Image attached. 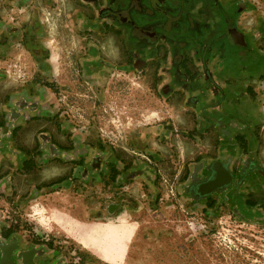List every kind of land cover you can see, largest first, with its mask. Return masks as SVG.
<instances>
[{
  "label": "flooded vegetation",
  "instance_id": "af4514ba",
  "mask_svg": "<svg viewBox=\"0 0 264 264\" xmlns=\"http://www.w3.org/2000/svg\"><path fill=\"white\" fill-rule=\"evenodd\" d=\"M69 1L62 20L51 21L61 33L49 35L45 14L58 10L57 0H0V84L11 85L0 91V264L67 261L52 243L3 217L5 204L15 211L46 190L99 185L120 189L122 203L135 184L155 192L159 166L172 164L173 156L180 162L171 146L177 137L199 149L184 161L177 197L204 214L226 210L239 222L264 226V111L254 93L264 79V23L241 29L234 15L247 5L240 0L232 9L221 0ZM111 38L120 48L118 61L103 54L102 43ZM50 43L62 44L78 84L95 91L114 75L142 77L152 69L150 85L167 102L178 97L190 128L168 117L140 130L125 153L77 132L57 103ZM61 161L69 166L63 177L48 184L37 179L46 164ZM18 176L25 177L24 191L14 183ZM122 203L111 201L106 211Z\"/></svg>",
  "mask_w": 264,
  "mask_h": 264
},
{
  "label": "rangeland",
  "instance_id": "374dc122",
  "mask_svg": "<svg viewBox=\"0 0 264 264\" xmlns=\"http://www.w3.org/2000/svg\"><path fill=\"white\" fill-rule=\"evenodd\" d=\"M221 1L232 5L239 0ZM240 1L247 9L240 14L238 25L250 32L264 23V0ZM61 50L60 57L55 52L56 61L52 62L60 89L56 99L77 132L112 143L119 153H125L130 149L128 141L140 130L171 116L172 105L142 77L114 75L99 91L89 84L81 87L70 55ZM254 93L264 111V79L255 84ZM172 159V164L159 166L157 196L138 184L123 191V203L118 200L120 189L104 185L90 191L46 190L44 197L15 211L5 204L3 217L12 216L36 238L52 243L66 264H264V226L239 222L226 210L213 216L185 204L174 185L183 175L186 160L181 156L180 162L174 156ZM172 159L165 160L169 163ZM172 167L176 176L170 174ZM126 196L132 197L133 203ZM111 201L122 206L108 213L106 205ZM61 212L80 227L92 226V232L81 233L76 226L58 227L51 217Z\"/></svg>",
  "mask_w": 264,
  "mask_h": 264
},
{
  "label": "crops",
  "instance_id": "0c3cea01",
  "mask_svg": "<svg viewBox=\"0 0 264 264\" xmlns=\"http://www.w3.org/2000/svg\"><path fill=\"white\" fill-rule=\"evenodd\" d=\"M57 1L59 3L58 10H55L49 16H46L48 14H45V17H48L47 30H49V35H54V32H56V31L58 33H61L59 31V29L57 30V27H55V26H53L51 24V21H53V20L61 21L62 20V9H65V7H66L67 10H68L69 5L71 4L70 3L71 1H69V0H57ZM22 18L24 19V16ZM51 37H55V36H51ZM73 39H74L75 43L82 41L81 38L78 40V39H76V38L73 37ZM116 43H117L116 40H114L112 38L111 39H108L107 42H103L102 43L103 44V54H104V57H106V58H108V59H110L112 61H118V60H120V55H119L120 54L119 53L120 52V48H119V46H117ZM49 46L51 48V47H54L55 45H52L51 46V43H50ZM60 48H62V50H63L62 44L59 45V43H58L55 46V49H53V51H52L53 59L51 60V62L56 61V59L54 58L56 51H57V55L58 56L61 55ZM151 72H152V69H148L146 71L145 76H142L144 78V80L148 81L149 85H150V82H151V78H150ZM10 87H11V85L9 84V82L8 81L7 82L5 81V82H3V83L0 84V91L8 92L9 89H10ZM151 88H153L154 89V92L156 93L155 87L154 86H151ZM162 99H163V101L166 104H170L173 107V110L171 111V113H169V114H171V116L168 115L169 119L173 121V124H175L178 127H183V128L187 127V128H190L188 126V117H187V115L184 114V109L181 106L178 97H174L173 99L169 100L168 102L165 101L164 98H162ZM32 137H33V135L32 134H29V135L26 136L25 139H26V141L30 142V141H32ZM57 139H61V138L58 137ZM204 143L208 146L209 143H210V140L207 138V139H205ZM171 146L175 150H177V152L180 154V156L182 158H184L185 160L190 159L192 156L197 155L199 153V149L192 142H190L188 140H182L181 138L179 140L177 138H175L171 142ZM159 149H160L161 152L167 154L166 156H169L170 157V155H168V149L166 147H163L162 146V147H159ZM262 152L264 154V147L262 148ZM61 160H63V159H61ZM63 162H65V161L52 162V163L46 164L43 172L40 173V174H38L37 179L39 181H41V182H45V184H48V183H52L54 181H57L59 178L63 177L67 173V170L69 169V166L64 165ZM6 165H8V164H6ZM6 168H7V166H6ZM14 183L19 187L20 190H23L24 191L26 189L25 177L24 176H22V177L18 176L15 179Z\"/></svg>",
  "mask_w": 264,
  "mask_h": 264
},
{
  "label": "bare ground",
  "instance_id": "6f19581e",
  "mask_svg": "<svg viewBox=\"0 0 264 264\" xmlns=\"http://www.w3.org/2000/svg\"><path fill=\"white\" fill-rule=\"evenodd\" d=\"M51 219H52L53 223H56V225L58 227L63 228V229L64 228H69L71 226H74V227L76 226L79 229V231L81 233H84V234L90 233L93 230L92 226H90V227H80L79 224H76L72 220L67 219V215L65 213H62V212L61 213H57V214H53Z\"/></svg>",
  "mask_w": 264,
  "mask_h": 264
},
{
  "label": "trees",
  "instance_id": "16d2710c",
  "mask_svg": "<svg viewBox=\"0 0 264 264\" xmlns=\"http://www.w3.org/2000/svg\"><path fill=\"white\" fill-rule=\"evenodd\" d=\"M233 4H234V3H233ZM227 7H228L229 9H232V8H233V5H228ZM246 9H247V7H246ZM246 9H244V10H246ZM236 12H237V13H236L234 16L238 17V19H239L240 14L243 13V12L240 11L239 9H237Z\"/></svg>",
  "mask_w": 264,
  "mask_h": 264
}]
</instances>
